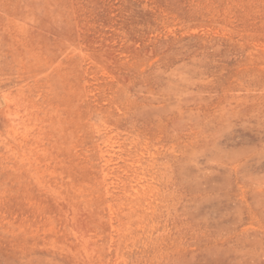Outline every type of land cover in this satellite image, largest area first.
<instances>
[{
	"label": "rangeland",
	"instance_id": "rangeland-1",
	"mask_svg": "<svg viewBox=\"0 0 264 264\" xmlns=\"http://www.w3.org/2000/svg\"><path fill=\"white\" fill-rule=\"evenodd\" d=\"M0 264H264V0H0Z\"/></svg>",
	"mask_w": 264,
	"mask_h": 264
}]
</instances>
